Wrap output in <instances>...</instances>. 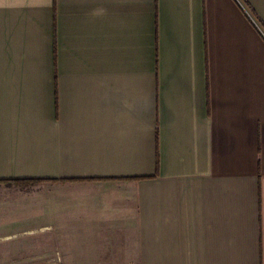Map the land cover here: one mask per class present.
<instances>
[{
  "label": "crops",
  "instance_id": "crops-1",
  "mask_svg": "<svg viewBox=\"0 0 264 264\" xmlns=\"http://www.w3.org/2000/svg\"><path fill=\"white\" fill-rule=\"evenodd\" d=\"M30 263L264 264V0H0V264Z\"/></svg>",
  "mask_w": 264,
  "mask_h": 264
},
{
  "label": "rangeland",
  "instance_id": "rangeland-1",
  "mask_svg": "<svg viewBox=\"0 0 264 264\" xmlns=\"http://www.w3.org/2000/svg\"><path fill=\"white\" fill-rule=\"evenodd\" d=\"M32 262V261H31ZM30 264H32V263H30Z\"/></svg>",
  "mask_w": 264,
  "mask_h": 264
}]
</instances>
